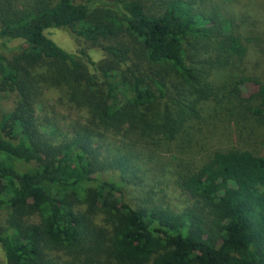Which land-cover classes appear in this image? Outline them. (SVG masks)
<instances>
[{
    "label": "trees",
    "instance_id": "16d2710c",
    "mask_svg": "<svg viewBox=\"0 0 264 264\" xmlns=\"http://www.w3.org/2000/svg\"><path fill=\"white\" fill-rule=\"evenodd\" d=\"M51 86L76 119L45 112ZM4 94L3 264H264V155L190 149L214 111L264 131V0H0ZM173 145L193 156L165 170Z\"/></svg>",
    "mask_w": 264,
    "mask_h": 264
},
{
    "label": "rangeland",
    "instance_id": "374dc122",
    "mask_svg": "<svg viewBox=\"0 0 264 264\" xmlns=\"http://www.w3.org/2000/svg\"><path fill=\"white\" fill-rule=\"evenodd\" d=\"M52 34L54 36L59 37V39H61V41H63L66 44H73L71 37H69L67 34L61 31L52 32ZM42 99L44 100L43 103L46 107L45 112L48 111L49 114L53 116L54 119H56L57 121H61L63 123L66 122V119H71L69 114L73 116L72 118L76 119V116L78 115V110L76 107L72 105L69 99L65 96V93L62 89L51 86L44 92ZM15 102H16V97L13 94H4L3 97L0 98V112L10 111L15 106ZM80 115L85 117L86 113L80 112ZM206 118L209 119L213 125L210 124L208 128H205L200 132L196 130V132L198 131L199 134L195 136L196 140L194 141V144L190 148L194 152L199 150L200 158L202 156H206L210 154L209 152H212L214 149L218 147L249 148L260 155H264V131H261L259 134L258 133L251 134V136H248V131H246L245 134L243 135H238L237 131H235V127H236L235 124L231 123L230 121L226 122L227 120L221 115H218V113L215 111L209 114V116L203 117V120L202 122H200L199 125L201 126V128L207 125L204 122V119ZM219 119L221 120V122L218 123ZM71 121L73 120L71 119ZM225 125L227 126V128ZM202 146L206 148L204 152L202 151ZM172 147H173V151L162 156V161L160 162L165 170H170V171H172L175 167L177 168V166L179 167V160H180V159L178 160L179 157L181 158L182 156L183 160L185 159L187 162H190L188 161V159L192 158L193 156L192 155L193 153L190 149H188L186 152L183 153L185 149H177L175 145H173ZM103 148H104L103 155L106 157L115 155L117 152H119L120 149L118 147V144L115 143L112 138H109L105 141V145L103 146ZM172 155L173 156L175 155L178 158L173 157ZM149 176H151V178L147 179L149 183V187L147 189H151V187L153 186H151L150 184L155 183V180L152 178V174L149 173ZM165 179L166 181L165 183H163L162 186L167 191L168 194L167 200L169 204H171L173 207H176L177 209L184 208L183 200L185 195L178 188L175 176L172 174L170 175L166 171ZM143 194L144 193L142 191H139V189L138 190L131 189V192H129V196L133 198L134 203L135 201L139 202L138 200L142 198L141 196ZM5 215H6L5 211L0 209V225L4 223ZM0 264H3V256L1 253H0Z\"/></svg>",
    "mask_w": 264,
    "mask_h": 264
}]
</instances>
